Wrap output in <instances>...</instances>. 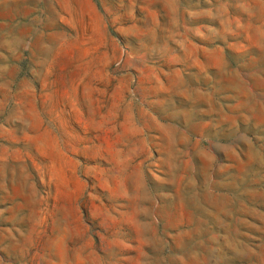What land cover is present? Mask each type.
<instances>
[{"label":"rangeland","instance_id":"obj_1","mask_svg":"<svg viewBox=\"0 0 264 264\" xmlns=\"http://www.w3.org/2000/svg\"><path fill=\"white\" fill-rule=\"evenodd\" d=\"M0 264H264V0H0Z\"/></svg>","mask_w":264,"mask_h":264}]
</instances>
